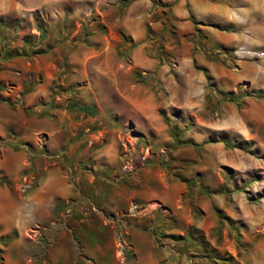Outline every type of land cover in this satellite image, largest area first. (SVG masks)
Here are the masks:
<instances>
[{"label": "rangeland", "instance_id": "374dc122", "mask_svg": "<svg viewBox=\"0 0 264 264\" xmlns=\"http://www.w3.org/2000/svg\"><path fill=\"white\" fill-rule=\"evenodd\" d=\"M0 264H264V0H0Z\"/></svg>", "mask_w": 264, "mask_h": 264}, {"label": "crops", "instance_id": "0c3cea01", "mask_svg": "<svg viewBox=\"0 0 264 264\" xmlns=\"http://www.w3.org/2000/svg\"><path fill=\"white\" fill-rule=\"evenodd\" d=\"M201 3V2H200ZM201 4H203V3H201ZM203 9H204V12L209 8V6H204V4H203V6H201ZM207 12H208V10H207ZM207 12H205L206 14H208ZM128 18L129 19H132V20H137V21H143L144 19H145V17H143V16H141L140 14L139 15H137V16H130L129 14H128ZM64 196H66V194L65 195H63L62 197H64Z\"/></svg>", "mask_w": 264, "mask_h": 264}]
</instances>
